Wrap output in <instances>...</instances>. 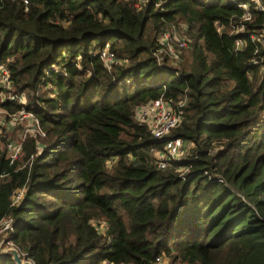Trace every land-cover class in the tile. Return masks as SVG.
<instances>
[{
	"label": "trees",
	"instance_id": "obj_1",
	"mask_svg": "<svg viewBox=\"0 0 264 264\" xmlns=\"http://www.w3.org/2000/svg\"><path fill=\"white\" fill-rule=\"evenodd\" d=\"M250 11L244 20L232 0H0V65L46 131L12 165L0 149L12 244L35 264H264V11ZM173 28L190 45L160 62ZM106 43L121 64H104ZM2 91L0 108L18 112ZM161 96L187 97L170 137L194 143L165 169L151 151L164 140L135 118Z\"/></svg>",
	"mask_w": 264,
	"mask_h": 264
},
{
	"label": "built area",
	"instance_id": "obj_2",
	"mask_svg": "<svg viewBox=\"0 0 264 264\" xmlns=\"http://www.w3.org/2000/svg\"><path fill=\"white\" fill-rule=\"evenodd\" d=\"M24 1L26 3L28 2V0ZM141 1L145 2L146 0H140V2ZM232 1L238 3L240 7L245 9L243 19L246 21L252 19L250 2L254 4L257 10L264 11V0ZM239 30L243 31L244 26H241ZM243 44L244 41L242 39L236 41L237 47H241ZM158 45L159 48L157 49L156 55L160 62L163 61L165 55H168L174 61H181L183 59V51L189 47L190 42L189 38L178 30L167 29L160 35ZM100 56L108 68L122 63V59L112 50L110 43H106L101 49ZM0 83L3 87L1 99L3 101H13L22 105L21 109L15 113H9L3 108H0L3 109L6 114L5 118L2 117L0 119V138L2 137V126L11 127L13 129L18 125L21 127L17 138L7 137L5 140H0V149L6 150V156L12 165L20 159L26 139L32 136L44 138L46 136V131L39 116L27 108V94L25 92L18 93L13 91L10 71L4 65H0ZM186 104L187 97L174 100L166 99L164 96H161L138 106L135 110L136 120L146 125L153 137L164 140L162 148L153 147L151 149L159 168L165 169L172 160L183 159L194 147V143L188 142L181 137H170L173 129L178 127L183 120V112ZM37 148L39 152L42 150L40 144L37 145ZM34 156L35 155L32 154L24 166L27 164L31 165L35 158ZM6 175L8 174L4 173L2 177ZM26 192L27 184L13 189L11 194V205H18L24 199ZM14 232L15 226L12 217L7 216L0 220V238L7 234H10L12 237ZM10 242L12 243V241ZM158 260L161 261V258H158Z\"/></svg>",
	"mask_w": 264,
	"mask_h": 264
},
{
	"label": "water",
	"instance_id": "obj_3",
	"mask_svg": "<svg viewBox=\"0 0 264 264\" xmlns=\"http://www.w3.org/2000/svg\"><path fill=\"white\" fill-rule=\"evenodd\" d=\"M11 235L7 234L0 238V256L11 257L15 264H35V262L22 253V251L13 245Z\"/></svg>",
	"mask_w": 264,
	"mask_h": 264
},
{
	"label": "rangeland",
	"instance_id": "obj_4",
	"mask_svg": "<svg viewBox=\"0 0 264 264\" xmlns=\"http://www.w3.org/2000/svg\"><path fill=\"white\" fill-rule=\"evenodd\" d=\"M174 29V28H173ZM179 32H181V33H183V34H186V33H184V31L183 30H179V29H177ZM262 34H264V32L262 33ZM187 35V34H186ZM261 38V37H260ZM174 61V60H173ZM178 68H180V67H182V64L181 65H179V66H177ZM5 111L3 110V109H0V119L3 117V118H5L6 117V114L4 113ZM3 127V126H2ZM20 125H18L17 127H15L14 129L13 128H11V127H8V131L7 132H3L2 131V133H1V138H0V140L2 139V140H4V136L7 134V137H13V138H17L18 137V135H19V132H20ZM5 134V135H4ZM105 227V225H103L102 224V227ZM103 229H105V228H103Z\"/></svg>",
	"mask_w": 264,
	"mask_h": 264
}]
</instances>
